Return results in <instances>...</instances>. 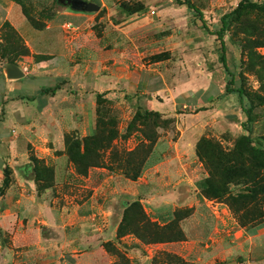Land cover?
I'll return each instance as SVG.
<instances>
[{
    "label": "rangeland",
    "instance_id": "374dc122",
    "mask_svg": "<svg viewBox=\"0 0 264 264\" xmlns=\"http://www.w3.org/2000/svg\"><path fill=\"white\" fill-rule=\"evenodd\" d=\"M85 1L97 3L101 10L83 13L88 14L84 25V17L72 15L70 21L77 24L64 26L63 13H78L59 0H0V63L3 67L12 61L29 74L25 81H19L22 90H30L23 98L31 101L43 87L66 90L48 112L53 119L38 109L28 110L30 122L35 124L33 132L41 128L38 133L29 131L40 142L38 151L30 145L24 155L26 137L17 124L6 134V141H0V264H264V218L256 227H245L224 201L202 198L198 185L208 177L204 165L186 177L157 169L165 156L173 155V142L181 135V128L203 126L205 116L209 125L194 138H216L230 147L235 138L249 134L241 127L246 117L239 95L226 91L231 76L220 60L222 49L217 37L204 29L199 16L184 4L187 0ZM190 1L203 13L208 29L215 31L242 0ZM23 5L45 29L55 28L42 40L51 41L48 50L37 48V54L25 56L23 35L39 45L40 32L26 20ZM139 5L142 10L132 15L124 9ZM242 37L235 27L225 33V55L235 75V87L243 86L252 95V100H244L247 107H253L251 137L264 145V103L258 97L263 93L256 74L264 68L251 70L241 47ZM258 52L264 56V48ZM43 72L50 79L37 85L34 74L44 78L40 77ZM58 74L66 80L54 84ZM87 74L89 80L84 81ZM160 84H164L162 92H151ZM204 88L217 92L214 98L221 104L211 107L217 109L212 115L193 116L207 111L213 103L198 96ZM6 90V85L0 84V124L12 120L4 101ZM98 94H104L111 103L107 113L114 124L108 127L117 137H109L113 140L111 149L100 151V167L87 168L94 158L91 153L79 170L68 157L65 136L75 133L84 140L93 135ZM152 100L164 106L163 119L170 123L156 117L135 120L137 112L144 114ZM228 102L230 105L222 108V103ZM205 105L208 107H202ZM227 112L236 113V118L227 122ZM149 138L157 143L152 146ZM45 149L57 151L40 158ZM134 151L133 167L143 169L136 181L120 169L123 155ZM31 154L54 170L52 188L42 193L32 180L33 172L27 177ZM6 167L10 186L1 193ZM135 201L141 202L152 222L160 226L177 222L184 241L145 244L134 235L119 239L125 210ZM108 245L124 260L108 252Z\"/></svg>",
    "mask_w": 264,
    "mask_h": 264
},
{
    "label": "trees",
    "instance_id": "16d2710c",
    "mask_svg": "<svg viewBox=\"0 0 264 264\" xmlns=\"http://www.w3.org/2000/svg\"><path fill=\"white\" fill-rule=\"evenodd\" d=\"M180 1V0H179ZM190 11H193L199 16L204 29L209 31L213 36H216L220 42L222 55L221 62L226 72L231 76V80L226 86L227 93H237L241 100V109L246 117L242 123L244 131L248 135H241L232 141V146L225 147L222 141L208 136L202 137L197 143L196 154L201 163L208 171V177L202 180L198 187L200 196L209 200L224 201L237 215L240 223L247 227H256L264 218V145L257 144L251 137L253 129L252 123L254 121L253 107H247L244 104L245 98L252 100L251 94L243 86H237L235 75L231 71L226 57V45L224 36L230 28L235 27L239 29V33L243 35L241 38V47L243 52L251 65V70L255 66H262L264 68V56L258 52V49L264 48V2L258 3L252 0H242L236 9L226 14L221 21V28L215 31H210L206 25L204 15L201 10L190 0L185 3ZM129 14H135L142 10V6L137 8H124ZM23 14L30 25L37 31L45 29L43 24L35 21L25 10L23 5ZM10 25V23H6ZM21 42V39H20ZM25 48V56L31 54L27 45ZM9 63H12L9 62ZM261 83V93L258 94L261 102L264 103V71L256 72ZM60 87L44 88L41 96L55 95ZM97 103V128L93 135L80 140L75 133H69L65 136V147L70 161L81 169L82 160L90 159L92 153L94 158L89 163L87 168L100 167L102 165L103 156L100 151L111 149V135L114 139L117 134L109 129L108 126H113L111 118H109L107 105L111 104L105 98L104 94H98L96 98ZM40 105H46L43 100ZM156 117L159 121L168 124L170 120L163 119L164 116L157 111L146 110L144 114L137 112V119H150ZM134 126V121L130 123L129 127ZM148 141L153 145L157 143L156 140L149 138ZM83 148V150H82ZM30 150V149H29ZM136 152H129L123 155V165L120 169L124 171L127 178L136 181L141 173L142 168H134V157ZM29 175L33 172V179L37 185L39 193L44 190L52 188L54 179V170L47 167L43 160H40L31 154L30 157ZM43 163V165H41ZM83 171L84 175L87 173ZM133 168V170H132ZM6 167L4 170L3 188L1 193L10 185V172ZM178 223L168 226H160L156 222H152L144 210L140 201H135L125 210L123 221L118 229V238H123L127 235H134L137 239L145 244L157 243H173L184 241V235L177 228ZM108 252L117 255L120 259L124 257L112 245H108ZM122 264V262L114 263Z\"/></svg>",
    "mask_w": 264,
    "mask_h": 264
},
{
    "label": "crops",
    "instance_id": "0c3cea01",
    "mask_svg": "<svg viewBox=\"0 0 264 264\" xmlns=\"http://www.w3.org/2000/svg\"><path fill=\"white\" fill-rule=\"evenodd\" d=\"M77 13L78 14L63 13L62 14V20L65 21L63 25L64 26H72V25L77 24V23H74L72 20L70 21L71 17H73L72 15H78V17H84V18H81L84 21L82 23V25H84L86 23V17H88L87 16L88 14H83L82 12H77ZM79 23H81V21H79ZM82 25H80V26H82ZM14 26L21 33V35H23L21 29L18 27V24L16 25L14 23ZM59 26L60 25H58V27ZM53 28H54L53 26H49L42 31L36 30L37 32H40V36L37 37L40 40L39 45L36 44L35 42L33 44L32 41H29L23 35V39H25V42H26L27 46L29 47L31 54H37V52H38L37 50H39L40 48L42 50H48V46L50 47L52 45L51 41L46 42V40L45 41H42V40L44 38H46V36L51 31L52 32L56 31L55 28L54 29ZM37 48H39V49H37ZM1 65H2V63H0V84L4 83L7 87V90L5 91L7 93V95H6L4 101H6V106H7L6 109L8 110V114L11 115L10 118L12 117V120L6 119L3 121L2 124H0V141H1V143L5 142L6 141V138H5L6 134H8L9 132H12L11 130L14 127V124H17L16 127L22 128L23 129V136L26 137V139H25L26 143L24 146V151H25L24 155L27 156V150H28V147L30 145L32 147H34L36 151H38L40 149V147H38V144H40L38 138L36 136H34L33 134H29V131L32 130L34 125H35V124L30 122V119L28 117L29 112H31V111L33 112L34 109H38L39 111H41V113H44V114L48 113L50 111V109H52L53 104L57 102L58 97L61 95V93L66 92V90H64L63 87H60V89L56 92L55 95H49L48 97H46V96H41L42 90L44 88H47V87H43L40 89L38 95L34 96V99L29 101L28 99H24L23 96H25V95L27 96L28 92L30 90L28 88H25V87H23V90H22L21 84L19 82V81H25L29 74H25V72L21 68V70L25 74L24 78L18 79V80L9 79L7 77L6 66L1 67ZM43 69L46 70L45 68H43ZM50 69L57 70V69L53 68V66H51ZM85 73H88V72H84V74ZM34 75H35V83L37 85L41 84L40 81H42L43 79H46V80L50 79L47 75L44 74V72L40 76V77H44V78H39L37 76V74H34ZM63 77L64 76L61 74L56 75L55 79L53 78L54 84L56 82L61 83L64 80H66V78H63ZM70 77H72V76H69V80L71 81ZM86 80L87 81L89 80L88 74L84 77V81H86ZM209 82H211V78H210ZM210 84L211 83H209L208 86ZM163 89H164V84H160L157 88L151 90V92L160 93L163 91ZM22 91H23V94H22ZM83 91L84 90H82L80 92H83ZM33 93L36 94L35 91H33ZM215 93H217V92H214V90L210 91V90H208V88H204V90L198 94V96L200 97V99H202L203 102L213 101V103H209L210 108H208L207 111H204V110L198 111V113L194 114L193 116L202 117L201 115H205L203 113H210V115H212L213 111L217 110V109L211 108L212 106H215L216 108H218L221 104L220 100L214 98ZM221 93H223V92L221 91ZM154 95H159V94H154ZM43 100L46 102V105H40V102H42ZM222 105H224V106H222V108H223V107H226L227 105H230V104L228 102V103H222ZM198 107H200V106L198 105ZM202 107H208V106L205 105ZM148 109L153 110V111H157L160 114L166 115L164 106L159 107L157 105V103L155 102V100H152L149 102ZM28 110H31V111H28ZM51 114L52 113H48V115H50V116H51ZM40 115L42 116V114H40ZM170 117H172V116H170ZM167 118H169V116H167ZM234 118H236V113L232 114V113L227 112L226 114H224V119L227 122H230V120H233ZM51 119H53L52 116H51ZM205 119L209 120V117L206 118V116H205V118H203V120H204L203 126L200 125V127L198 126L197 128H193L194 126L191 125L190 126L191 128H189V129L181 128V135L179 136V138L175 142H173V147H172L173 152H174L173 155L165 156L163 163L161 165H159L157 169L165 168L166 174H169V175H181L184 177L195 175L196 171H198L203 164L200 162V160L198 159L197 154H196V147H197L198 141L200 140V136H198L197 138H194L193 135L199 131H201V134L204 133L205 129L209 125V123L207 122L208 120H205ZM242 123H241V127H242ZM53 125H54V123L51 122V126H53ZM40 129L41 128H38V130L36 129V130H34V132L32 130V132L38 133ZM188 135H190L191 137L190 138L187 137ZM2 139L4 141H2ZM62 146L64 147V144H62ZM60 149L62 150L63 148L61 147ZM45 151L46 152L44 154H41L39 156L40 158H43V159L47 158V157L51 156L54 153V151H57V150L56 149H45ZM186 155H188V156H186ZM206 176L207 175H204V177H206ZM27 177H29V170H27ZM24 182L30 183L31 181L29 179H24ZM246 263L247 262L241 263V264H246Z\"/></svg>",
    "mask_w": 264,
    "mask_h": 264
},
{
    "label": "water",
    "instance_id": "95a60500",
    "mask_svg": "<svg viewBox=\"0 0 264 264\" xmlns=\"http://www.w3.org/2000/svg\"><path fill=\"white\" fill-rule=\"evenodd\" d=\"M65 6L71 7L75 12L97 13L101 10V6L94 2L85 0H59ZM7 77L9 79L18 80L25 77L24 72L16 64L9 63L6 66Z\"/></svg>",
    "mask_w": 264,
    "mask_h": 264
}]
</instances>
